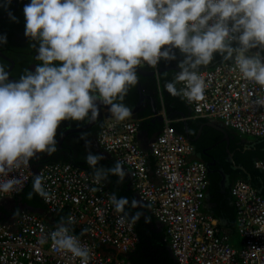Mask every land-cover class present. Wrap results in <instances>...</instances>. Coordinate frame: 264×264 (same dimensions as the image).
Here are the masks:
<instances>
[{
	"label": "clouds",
	"instance_id": "9594fccd",
	"mask_svg": "<svg viewBox=\"0 0 264 264\" xmlns=\"http://www.w3.org/2000/svg\"><path fill=\"white\" fill-rule=\"evenodd\" d=\"M11 3L4 0L0 7L18 22L8 10ZM23 14L24 35L36 51L35 59L42 63L34 70L25 68L18 80L10 79L0 63V176L29 166L41 154L56 153L58 128L64 121L95 122L101 105L116 122L129 119L132 109L123 101L139 82V67L157 69L161 60H176L177 49L183 56L178 61L180 71L164 87L188 103L204 99L206 84L199 70L223 60L234 61V71L244 80L264 87L260 53L264 50V0H30ZM6 43L7 36L0 37V44ZM254 48L260 51L249 55ZM216 54L223 59L209 65ZM255 104L264 107V99ZM81 138L93 181L99 183L110 175L123 181L127 174L123 162L97 167L106 157L93 153L91 141ZM39 168L34 167L32 189L47 201L44 178L35 173ZM21 185L16 176L0 180V193L18 192ZM110 203L116 213L123 214L118 223L129 218L126 206L149 207L115 194ZM142 216L144 212L137 211L130 222H138ZM144 219L150 222L148 217ZM74 223L72 216L62 218L51 233L52 243L80 258L81 264H89L91 250L69 234ZM87 231L82 229L81 235Z\"/></svg>",
	"mask_w": 264,
	"mask_h": 264
},
{
	"label": "built area",
	"instance_id": "2783aa9c",
	"mask_svg": "<svg viewBox=\"0 0 264 264\" xmlns=\"http://www.w3.org/2000/svg\"><path fill=\"white\" fill-rule=\"evenodd\" d=\"M260 53L264 57V50ZM234 67V61L223 60L200 69L206 84L204 99L187 103L195 116L219 118L242 134L264 137V107L255 104L264 99V87L244 80ZM140 126L139 119L118 123L112 116L106 118L99 144L123 162L131 186L151 205L157 222L165 226L176 264H264V196L258 188L244 179L231 186L241 238V244L234 245L216 220L202 211L209 166L192 158L194 145L187 136L167 123L150 142L154 173L160 178L156 182L138 141ZM256 163L264 171V156ZM37 174L43 176L49 192L47 201L41 197L47 211L74 218L69 234L91 250L89 264H133L127 254L139 239L135 224L129 218L118 223L123 214L114 211L110 203L113 193L104 180L95 183L92 171L71 161L46 162ZM13 176L22 181L21 190L0 193V200L16 196L28 186L34 176L31 161L0 180ZM59 224L28 210L9 220L0 217V264H81L80 258L53 245L51 233ZM82 229H88L87 233L81 235Z\"/></svg>",
	"mask_w": 264,
	"mask_h": 264
},
{
	"label": "crops",
	"instance_id": "0c3cea01",
	"mask_svg": "<svg viewBox=\"0 0 264 264\" xmlns=\"http://www.w3.org/2000/svg\"><path fill=\"white\" fill-rule=\"evenodd\" d=\"M235 44L236 42H233V46H236ZM176 55V60L167 63L161 60L158 68L152 70V72H156L157 81L160 85L157 96L161 103H158L157 114H154L152 111V99L150 95L145 92L142 93L141 89L139 90V95L138 87L136 86L132 89L134 99H138L137 97L143 94L144 97L142 99L144 103L142 109L136 113L137 117L131 116L129 119H139L141 121L138 141L141 148L147 154L151 169L150 174L156 182H160V178L154 173L155 160L150 153V142L167 123H170L177 131L187 136L190 143L194 145L192 158L204 161L209 166V183L203 195L202 211L205 214L211 215L216 220L220 231L226 234L233 243L234 238L236 236L240 238V236L238 234L234 200L230 192L231 186L236 180L241 178L247 179L250 182L255 180V186L259 191L264 193V171L259 169L256 163L258 159L264 156V138L254 137V139H250L246 137L247 135H243L236 129L226 127L219 118L195 116L192 107L185 99L172 96L165 89L164 85L166 82L173 81L177 72L180 71L178 61L182 60L183 56L178 49L176 50ZM222 59V56L216 54L214 60L209 65ZM167 76L172 77L168 80ZM177 87L179 88L180 84ZM135 105L137 104L132 103L128 107L133 108ZM156 115H162L163 118H156ZM93 142L95 145H91V151L93 153H103L106 157L99 162L98 166L110 167L111 164L116 162L115 158L100 146L98 137L95 136ZM87 152L88 150L85 155H87ZM252 170H257L260 175H252ZM126 173L123 181H120L123 185L119 186V188H123L122 190L127 192V194H124V197H127L129 201L135 198L144 202L149 207L143 209L133 208V210L135 212L143 211L144 216L148 218L154 217L151 205L139 197L137 191L131 186V177L127 171ZM23 210L36 212L51 224L61 222L60 215L49 213L44 204L34 206L32 203L21 201L20 196L5 198L0 201V215L5 220L11 219L13 216H16L14 213H19ZM144 216L140 219H144ZM154 220L156 229L163 231V239L167 241L165 226L157 222L155 217Z\"/></svg>",
	"mask_w": 264,
	"mask_h": 264
},
{
	"label": "flooded vegetation",
	"instance_id": "af4514ba",
	"mask_svg": "<svg viewBox=\"0 0 264 264\" xmlns=\"http://www.w3.org/2000/svg\"><path fill=\"white\" fill-rule=\"evenodd\" d=\"M3 2L4 0H0V4H3ZM28 3H30V0H12V3L9 6L8 10H10L17 17L18 22L12 21L8 16V11L5 10L4 7H0V37L4 35L7 36V43L0 44V63L4 64L6 66V70L9 71L10 76L16 78L17 80L24 72L25 68L34 70L35 65L41 63V61L35 59L36 51L32 47H30L31 42L24 35L25 19L23 14V7L25 4ZM256 49L257 48L251 49L249 55L251 54L253 55ZM152 70H153L152 68L143 65L139 67L137 71V76L139 77L142 83L141 85L142 93L145 92L153 97L154 93L155 92L157 93V81L156 79L153 80L152 76L143 75L144 72L146 74H150ZM171 77L172 76H167V79L170 80ZM141 83L138 82V84L136 85L138 87V93L140 90ZM153 86L155 87V89H153ZM134 87L130 88L129 92L127 93L123 101V103L126 106L131 105L132 103L137 104L139 99L141 98V96H139L137 97L138 99H134V95L132 92V89ZM102 110H103V106L101 105L100 114L97 120L95 122H92L91 124H89L87 120L83 122H76V121L62 122L58 128V134L56 137L58 140V145H57L58 151L54 153L52 156L41 154L38 159H33L34 162L36 164L38 163L43 164L45 162H49L50 160H54V159L58 160L66 157L77 159V154L79 153L78 152L79 150H83L84 152L87 151L85 149V140L81 138L82 136L90 140L92 146L95 145V143L93 142L94 137L96 136L99 138L100 129L103 126L104 121L106 119L102 114ZM81 127H84V129H81ZM76 128H78L79 130H75ZM78 161L84 162V160H78ZM71 162L75 164H79L80 166V163H76L74 161ZM133 251L127 254L130 259H131L130 254Z\"/></svg>",
	"mask_w": 264,
	"mask_h": 264
},
{
	"label": "trees",
	"instance_id": "16d2710c",
	"mask_svg": "<svg viewBox=\"0 0 264 264\" xmlns=\"http://www.w3.org/2000/svg\"><path fill=\"white\" fill-rule=\"evenodd\" d=\"M78 152L79 153L77 154V159L84 160V162L78 161L76 158L74 159L69 157L58 160L54 159L50 161H74L76 163H80L81 167L89 171H93V169H91L85 161L86 151L84 152L83 150H79ZM32 162L34 164V167L36 168H39L42 165L41 163L36 164L34 160H32ZM114 164L115 163L111 164L110 166H113ZM97 167L100 166L97 165ZM252 175L257 176L260 174L257 172V170H252ZM244 180L249 181L247 179ZM104 181L107 184L110 191L113 194H115L117 198L124 197V194H127V192L122 190L123 188H119V186L123 185V183H120L117 176L110 175L108 179ZM250 183L254 186L256 185L255 180L251 181ZM32 184H33V180H31V182L28 184V186L22 191V193L19 196L22 195L21 201L23 202L32 203L34 206H40V204L43 203L40 201L41 199L40 196L33 193ZM260 193L264 196V193H262L261 191ZM125 211L129 213V219L131 215L135 213L133 208L129 206H126ZM60 218L62 219L64 217H60ZM149 220H150L149 223H145L144 219H140L138 222H135V227L138 232L139 241L136 245L135 250L130 254L133 264H176L175 259L171 254L170 247L168 246L169 243L167 241H164L163 239L164 236L163 231H158L156 229V223L154 217H150Z\"/></svg>",
	"mask_w": 264,
	"mask_h": 264
},
{
	"label": "water",
	"instance_id": "95a60500",
	"mask_svg": "<svg viewBox=\"0 0 264 264\" xmlns=\"http://www.w3.org/2000/svg\"><path fill=\"white\" fill-rule=\"evenodd\" d=\"M256 51H260V49L258 48V49H256ZM256 51H255V52H256ZM204 67H207V66H204ZM143 75H144V76H152L153 80L156 79V81H157L156 72H151L150 74H146V73L144 72ZM10 78H11L12 80H17L16 78H14V77H12V76H10ZM138 79H139V77H138ZM139 82L141 83L140 79H139ZM141 85H142V83L140 84V89L142 88ZM159 87H160V86L158 85V81H157V92L159 91ZM153 89H155L154 86H153ZM143 97H144V96H143V94H142V96H141V98L139 99L137 105H136L134 108H131V109H132V116H136V117H137L136 113L139 112V111L142 109V105H143V103H144V100L142 99ZM150 97H151V99H152V102H151V105H152V111H153L154 114H157V106H158V103H161V101H160V99H158V96H157V93H156V92L154 93V96H153V97H152V96H150ZM102 106H103V105H102ZM102 114H103L104 118H109V117H111V114L108 112V109H107L106 106H103ZM155 117H156V118H159V119H162V118H163L162 115H156ZM89 124H91V123H89ZM89 124H88V125H89ZM81 129H84V127H81ZM75 130H79V129L76 128Z\"/></svg>",
	"mask_w": 264,
	"mask_h": 264
},
{
	"label": "rangeland",
	"instance_id": "374dc122",
	"mask_svg": "<svg viewBox=\"0 0 264 264\" xmlns=\"http://www.w3.org/2000/svg\"><path fill=\"white\" fill-rule=\"evenodd\" d=\"M246 137H248V138H250V139H254V137L253 136H250V135H247ZM35 173H37V171H35ZM26 195V194H25ZM20 199H22V195L20 196ZM235 240H233V243H234V245H239V244H241V242H240V239L241 238H239V237H235L234 238Z\"/></svg>",
	"mask_w": 264,
	"mask_h": 264
}]
</instances>
